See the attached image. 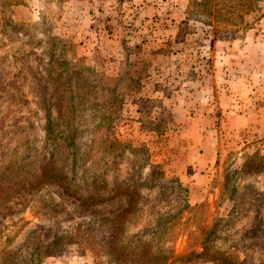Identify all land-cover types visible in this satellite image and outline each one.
<instances>
[{"label": "rangeland", "instance_id": "obj_1", "mask_svg": "<svg viewBox=\"0 0 264 264\" xmlns=\"http://www.w3.org/2000/svg\"><path fill=\"white\" fill-rule=\"evenodd\" d=\"M193 1L0 0V264H133L105 230L156 249L187 204L168 264H264V0L241 27ZM50 158L70 191L126 194L28 182Z\"/></svg>", "mask_w": 264, "mask_h": 264}, {"label": "trees", "instance_id": "obj_2", "mask_svg": "<svg viewBox=\"0 0 264 264\" xmlns=\"http://www.w3.org/2000/svg\"><path fill=\"white\" fill-rule=\"evenodd\" d=\"M263 0H200V1H193V8L190 9L187 13V20L190 19L193 15H200L203 16V18L207 20L214 21L217 26H220L221 24H235L238 26L242 25H248L247 16L249 14L255 13L258 9V5ZM260 15L258 13H255V19H259ZM187 21H183V24H186ZM50 122V119H48ZM46 161V157L43 158V160L39 161L40 163H43ZM48 163L43 168V172L39 173L33 172L30 173L28 176V182L32 178H38L39 182L46 180L49 182V180H52L54 182H58L60 186H64V192L68 193L69 195L76 196L78 200L82 201V205H84L86 208H94L97 204L106 202L107 200L116 197L118 194H126V191H121V193H117L116 191L108 190L107 182L104 180H100L98 182L99 177H96L94 180L95 182L99 183L98 185H89L86 186V190L91 189V187H94L92 190H88L86 193L80 194L76 191H70V187H65L63 185V181L66 179H70L69 175L66 173H70L71 170L67 171H58L56 169H50L51 167V158L48 159ZM252 161H259L264 162V156L261 155H255L252 159ZM75 162V159L72 160V163ZM38 166V165H37ZM158 174L157 176L165 177L164 171L160 170L158 167ZM23 172V171H21ZM74 172V171H73ZM11 174V172H9ZM154 176V174H153ZM11 178L6 175V170H2V167L0 166V203L3 202V200L8 199L9 197L14 195V180L9 181ZM93 179V178H92ZM71 180V179H70ZM18 191L24 190L27 185L25 181H20L18 183ZM116 190V189H114ZM12 194V195H10ZM108 194L109 198H108ZM7 195H10L9 197L5 198ZM131 196V193L128 194ZM129 207L125 212L131 213V202H129ZM189 205L187 204L184 209L180 210L177 213H168L167 220L162 221V218L160 222V227L162 228L159 233H155L154 236H156V241L158 242V245L156 246V249L149 247V242L151 240V236H149V233L143 234L141 236L139 243H136L134 241H129L128 243L124 244L122 243L123 235L119 237H115L112 232L109 230V227L105 230L104 237L102 238V242L104 247H107L108 245L111 252H114L111 248L113 244H119L122 254L127 253V255L133 257V264H168V262L173 261L175 258L174 255V249H173V240H174V233L172 232V228L176 226L181 221V218L183 217V214L186 210H189ZM158 222V223H159ZM79 237L77 243L80 245H86L88 248H93L94 241L90 236V233L84 229H79L78 234L76 235ZM55 245V244H53ZM148 249L144 248L147 247ZM42 247L41 245L37 248ZM192 253H190L191 256ZM198 255H202V253H199ZM188 255L187 257L190 258ZM139 261V262H138Z\"/></svg>", "mask_w": 264, "mask_h": 264}]
</instances>
